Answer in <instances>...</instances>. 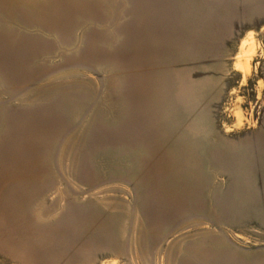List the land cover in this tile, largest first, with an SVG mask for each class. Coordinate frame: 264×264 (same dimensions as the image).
Instances as JSON below:
<instances>
[{
  "label": "rangeland",
  "instance_id": "374dc122",
  "mask_svg": "<svg viewBox=\"0 0 264 264\" xmlns=\"http://www.w3.org/2000/svg\"><path fill=\"white\" fill-rule=\"evenodd\" d=\"M55 1L0 0V264H264V0Z\"/></svg>",
  "mask_w": 264,
  "mask_h": 264
},
{
  "label": "bare ground",
  "instance_id": "6f19581e",
  "mask_svg": "<svg viewBox=\"0 0 264 264\" xmlns=\"http://www.w3.org/2000/svg\"><path fill=\"white\" fill-rule=\"evenodd\" d=\"M89 1V2H88ZM151 0H132L133 5L137 7V10L135 12L136 16H138V19L142 23L149 24L148 21L153 22L154 20L151 18V16H144V12L146 8H148V2ZM158 0H155L156 2ZM80 5L82 7L84 6V9L82 10V14L85 13V10L89 8L96 7V3L92 0H83V2H80ZM101 6V5H100ZM151 9V8H150ZM74 10V6L72 3H68L67 1L59 0L52 2L50 4H47V9L45 12H43V17L49 21L52 25H62V26H69L70 25V14L71 11ZM99 11V9L97 10ZM144 25V24H143ZM148 26V25H146ZM129 38V36H128ZM134 44L136 46H141V42L134 41ZM123 54V53H122Z\"/></svg>",
  "mask_w": 264,
  "mask_h": 264
},
{
  "label": "crops",
  "instance_id": "0c3cea01",
  "mask_svg": "<svg viewBox=\"0 0 264 264\" xmlns=\"http://www.w3.org/2000/svg\"><path fill=\"white\" fill-rule=\"evenodd\" d=\"M154 1L155 0H151L150 2H148V6L149 7L146 8V10L144 12V16H151V18L155 21L154 24H153V27H150L149 28L150 32L143 31V34L142 35L144 37L146 36L147 39H148V36L150 38V36H152V35H157V37L155 39L161 38L162 36H164L165 29L168 28V24L164 20V18L162 17L161 13L157 12V9L154 6ZM130 2H131V0H130ZM130 10H131V8H130ZM145 74L146 73H143L142 75H140V76L137 77V81L136 82L138 84L142 85L141 88L144 87L143 86L144 83H145V86H146V84L148 82V77L145 76ZM229 262H230V264H240V263L234 262L232 260H229Z\"/></svg>",
  "mask_w": 264,
  "mask_h": 264
}]
</instances>
